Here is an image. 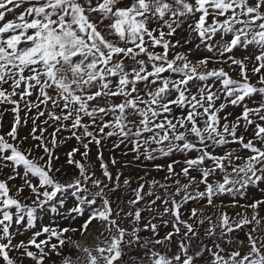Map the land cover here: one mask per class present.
<instances>
[{"label": "snow or ice", "instance_id": "obj_1", "mask_svg": "<svg viewBox=\"0 0 264 264\" xmlns=\"http://www.w3.org/2000/svg\"><path fill=\"white\" fill-rule=\"evenodd\" d=\"M198 52L210 55L194 59ZM3 105L11 107L0 112V173L9 170L0 178V264H124L133 247L142 252L134 264H264V196L238 199L249 188L264 193V0H0ZM111 138L113 149L132 154L125 167L145 169L135 188L123 179L133 194L126 201L110 198L123 176L109 168L115 157H103ZM73 139L69 175L56 150ZM92 144L102 178L89 163ZM146 162L167 183L146 179ZM225 195L241 209L234 216L220 211ZM202 201L217 209L215 220L197 208L182 217L185 205ZM45 212L54 218L34 230ZM144 212L151 218L142 223ZM93 222L100 229L90 245L69 235L91 237ZM205 224L213 245L193 253L196 225ZM161 225H171L163 237ZM245 229L246 239L234 235Z\"/></svg>", "mask_w": 264, "mask_h": 264}, {"label": "rangeland", "instance_id": "obj_2", "mask_svg": "<svg viewBox=\"0 0 264 264\" xmlns=\"http://www.w3.org/2000/svg\"><path fill=\"white\" fill-rule=\"evenodd\" d=\"M11 18V17H9ZM187 33H181L180 35H178L176 37V39H180L181 36H185L186 37ZM181 51L185 50V49H180ZM251 51V49L249 50ZM246 53L241 52L240 50H236L234 52V55L238 58H242L243 55H245ZM206 55H210L207 52H198V53H193V58H200ZM225 69L229 70L227 65H225ZM238 72L239 69L237 68L235 72H230V74L234 77V78H238ZM257 100H259V97L256 98ZM251 106V104H250ZM10 105H3L0 106V112L4 111V108H9L10 109ZM227 111L233 112L234 116L235 115H239L240 113V109L239 108H232L230 107L229 109H227ZM21 115H23V113H21ZM13 121V114L11 113V111L5 112L3 114V131H8L10 129L11 123ZM31 129V123H29L28 125L22 127L20 129V136H25L28 134V132ZM51 128H49V132H51ZM68 133H62L60 135V139H63V137L67 136ZM115 141V138H111L109 140H106L103 142V146H102V151H103V157L104 160L106 162H108L110 160L111 157H115L118 161V163L115 166H112L111 164H109V168L110 170L115 174L117 172V170L123 172V176L121 177V187L119 190H117L116 192H113L110 194V198L113 201L116 202H120V201H126L128 199H132L133 198V194L131 191V188H135L138 186V183H142L143 181L139 180L140 176H144V171L145 169L143 167H138L137 165H140L141 162L140 161H136L133 164L128 165L127 167H125V165L127 164L128 161H131L133 159L132 154L128 153L127 155H125L124 153L127 152V149L125 148V146L121 145L120 148L118 149H113L112 145L113 142ZM33 143V141L29 140L28 143L25 145V147H28L29 144ZM51 146V145H49ZM77 142L73 139V140H69L67 143L65 144H61L57 150H56V155L58 157H60V161L59 164H57V167L60 166V164H64V171L68 172L69 175L73 174L76 170L74 168H71L70 166H68L65 161H66V153L68 151H70L72 148L77 147ZM235 147V145H233ZM91 151L89 154V163L91 165V168L93 171L96 172V176L99 178L101 177V172L99 169V161L97 160V146L95 144L90 145ZM81 151H83V149H81ZM76 159H80V156L77 155ZM171 159H182V157L177 154L175 156H173ZM169 160L168 159H160L157 160L155 163H162V164H166L168 163ZM147 163V168L149 170L152 169V163L150 162H146ZM9 170H4V173H0V178H4V176L8 173ZM177 171H179V166L177 167ZM164 176H165V172L161 171V172H157L155 170H151L149 176L146 177V179L151 180V179H156L158 181H160V183H167L164 180ZM68 177L65 176L64 179H67ZM130 179L131 181V188L127 187V186H123L122 181L123 179ZM107 183V181H105ZM15 185H19L21 183V181L19 179L15 180L12 182ZM261 188H264V184L260 185ZM202 188V186H201ZM169 191H172V189H169ZM262 196H264V193H261L260 191H258L255 188H249L248 189V194H247V198H238L239 199V203L240 204H245V203H250L253 199H260ZM179 199V198H177ZM221 200L223 201V207L220 209V211H224L227 212L230 216H234L236 212L241 211V209L239 207L233 208L230 206L231 204V197L225 195L224 197L221 198ZM221 200H216L215 203L217 205H219L221 203ZM205 202H189L187 205L184 206V208L182 209V217L184 219H189V210L192 208H197L199 209H203V212L207 215H211L213 216V220L216 219L215 213L217 212L216 208H209V207H205L204 206ZM72 204L71 202L68 203V207H71ZM144 205L141 204L140 207H143ZM157 206L160 208V211H163V206L160 205V202H157ZM115 207V204H114ZM199 214V212H198ZM250 214V212H249ZM144 220L143 222H147L150 218H151V214L148 212H144L142 213ZM261 215L264 216V211L261 212ZM42 219L39 220L37 222L36 225V229L34 230H39V228L42 225L48 224L50 222V220L52 218H54L55 214H51V213H41ZM167 218V217H166ZM155 223H159L158 220L153 221ZM190 223H194V220H189ZM68 226V222L67 221H63L61 222V227H66ZM72 227H78L79 224L78 223H72L71 225ZM208 225L205 224L203 227H200L199 225H196L197 228V233L198 235L193 237V239L189 242L190 243V251L191 252H196L199 249H202L203 247H212L213 245V241L204 235V228H207ZM99 229L100 226L99 224H97L96 222H93L92 226H91V232L92 235L91 237H82L80 236L79 233L76 234H72L69 233V235H72L73 240L77 241V242H84L83 245H90L91 243H93L94 238L99 234ZM171 230V225H169L168 227H165L163 225L160 226L159 228V236L163 237L165 235L166 232ZM248 229H245L244 231H238L236 232L234 235L241 240L246 239L244 232H246ZM31 235V231L29 232H25L23 235L17 236L16 240H25L27 241L28 237ZM141 235L145 238H149L152 236V234L150 232H142ZM43 238V237H41ZM179 239V237H175L171 243V250L172 251H176L177 247H176V242ZM84 240V241H83ZM55 242V241H54ZM215 243H220L221 246L225 247L226 249L230 250L232 246L227 245L224 243V241L222 240H216ZM158 250H163L160 248V246H157ZM34 250V249H33ZM69 249L66 247L65 251L67 252ZM15 255H19V253H15ZM142 255V252L140 250H138L137 248L133 247L130 248L128 250V252L126 253L125 257H124V264H134V261H136L140 256ZM204 258L207 259L208 258V254L205 252L204 253ZM53 260H57V257H53ZM24 264H32V262L28 259L24 260ZM48 264H51V261L48 262ZM197 264H201L200 261H197Z\"/></svg>", "mask_w": 264, "mask_h": 264}, {"label": "bare ground", "instance_id": "obj_3", "mask_svg": "<svg viewBox=\"0 0 264 264\" xmlns=\"http://www.w3.org/2000/svg\"><path fill=\"white\" fill-rule=\"evenodd\" d=\"M83 241H84V240H83ZM78 243H79V242H78ZM80 244H81V245H83V244H84V242H80Z\"/></svg>", "mask_w": 264, "mask_h": 264}]
</instances>
